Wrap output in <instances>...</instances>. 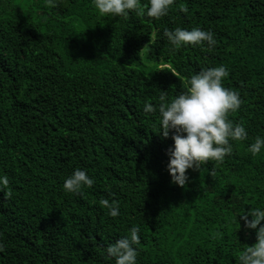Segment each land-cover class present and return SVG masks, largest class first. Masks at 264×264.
I'll return each instance as SVG.
<instances>
[{
    "label": "trees",
    "instance_id": "obj_1",
    "mask_svg": "<svg viewBox=\"0 0 264 264\" xmlns=\"http://www.w3.org/2000/svg\"><path fill=\"white\" fill-rule=\"evenodd\" d=\"M175 27L211 30L216 44L173 51L163 29ZM217 65L241 99L227 118L247 136L179 186L165 167L173 130L159 132L160 95ZM256 136L264 0H174L159 18L101 15L91 0H0V264H114L105 247L132 225L136 264H238L255 230L237 211L264 207V147L247 149ZM75 168L93 184L65 192Z\"/></svg>",
    "mask_w": 264,
    "mask_h": 264
},
{
    "label": "clouds",
    "instance_id": "obj_2",
    "mask_svg": "<svg viewBox=\"0 0 264 264\" xmlns=\"http://www.w3.org/2000/svg\"><path fill=\"white\" fill-rule=\"evenodd\" d=\"M55 0H47L54 4ZM174 0H146L141 6L140 0H91L101 15L127 17L129 11L137 15L159 18L168 12ZM184 11V8H180ZM163 35L172 45V50L184 44L205 45L211 48L216 40L211 30L200 27L185 29L175 27L163 29ZM227 75L224 65L205 67L192 74L185 82L184 90L165 101V94L160 95L158 105L159 132L169 136L172 144L165 149L167 155L166 169L170 181L179 186L185 185L186 169L193 168L205 161L221 162L231 154V141L243 140L247 136L244 126L227 118L230 111H235L241 104L239 93L226 88L221 83ZM145 112L151 113L154 106L145 103ZM264 147V137L256 136L247 145L248 151L255 155ZM8 178L0 175V186L7 185ZM93 179L84 169L75 168L63 179L65 192L75 193L81 186H91ZM101 204L108 209V214L118 215V207L107 199ZM244 226L255 230V241L243 248L237 257L238 264H264V207L251 206L247 211H237ZM236 213V214H237ZM250 217V219L248 218ZM236 220V216H235ZM237 222V220H236ZM139 228L132 225L128 235L119 237L107 244L105 253L114 260V264H136L137 249L133 246L139 242Z\"/></svg>",
    "mask_w": 264,
    "mask_h": 264
}]
</instances>
